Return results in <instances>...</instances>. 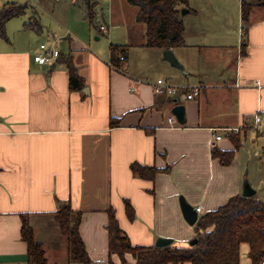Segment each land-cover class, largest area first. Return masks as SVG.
I'll return each mask as SVG.
<instances>
[{
  "label": "crops",
  "instance_id": "1",
  "mask_svg": "<svg viewBox=\"0 0 264 264\" xmlns=\"http://www.w3.org/2000/svg\"><path fill=\"white\" fill-rule=\"evenodd\" d=\"M188 7L180 17L183 46L171 49L183 71L164 61L162 50L145 47V27L135 20L138 38L106 50L68 29L65 54L56 48L60 39L44 34L42 26L28 29L41 35L39 46L52 42L46 46L72 58L83 82L79 91L69 89L59 60L33 61L39 46L30 45L32 35L23 38L22 30L18 42L0 39V264L27 261L21 215L28 216L47 264H74L55 220L65 204L81 214L79 234L91 262L119 263L108 252V210L131 246H155L166 238L173 247L188 248L194 225L184 221L179 197L202 208L199 218L241 195L244 145L264 139V5L252 7L246 32L240 0H188ZM111 45L126 47L120 70L109 64ZM133 49L141 52L136 63ZM158 80L183 89L178 104L185 107V125L168 123L174 98L154 94ZM192 88L199 96L186 100ZM230 136L241 145L231 164L222 166L212 149L232 151ZM132 164L157 172L152 180L141 179ZM245 245L239 264H252ZM125 259L133 263L129 255Z\"/></svg>",
  "mask_w": 264,
  "mask_h": 264
},
{
  "label": "trees",
  "instance_id": "2",
  "mask_svg": "<svg viewBox=\"0 0 264 264\" xmlns=\"http://www.w3.org/2000/svg\"><path fill=\"white\" fill-rule=\"evenodd\" d=\"M86 9V19L94 24L96 0H82ZM129 6L135 7L137 13L135 23L145 27V47L149 49L168 50L183 46L184 25L180 18V9H187L188 0H125ZM241 18L247 30L249 13L254 5H264V0H240ZM27 5L6 3L0 8V39H7L5 26L11 19L25 15ZM35 17V16H34ZM31 16L24 29L40 31L38 20ZM126 47L110 46L109 64L120 70L124 61ZM62 62L69 75V89L79 91L83 87L82 80L77 76L72 58L59 55L57 61ZM170 102L171 99H170ZM117 121L111 119L110 125L115 127ZM232 151L212 149V157L218 159L222 166L231 164L234 152L240 148L241 139L230 136ZM133 175L141 179L152 180L157 172L154 168L130 166ZM128 218H133L131 206L124 202ZM109 255H115L119 263L110 259L106 264H239L241 244H247L248 257L252 264L264 261V203L255 196L246 198L236 195L212 212L201 215L194 225L196 243L188 248L131 246L123 235L112 210L107 211ZM21 240L27 247L25 264H47L42 244L35 240L33 229L27 215H21ZM81 214L71 210L65 204L55 214L60 233L67 242V261L74 264H93L85 250L79 234ZM129 255L133 263H127Z\"/></svg>",
  "mask_w": 264,
  "mask_h": 264
},
{
  "label": "rangeland",
  "instance_id": "3",
  "mask_svg": "<svg viewBox=\"0 0 264 264\" xmlns=\"http://www.w3.org/2000/svg\"><path fill=\"white\" fill-rule=\"evenodd\" d=\"M96 1L97 6L94 24L96 27H104V32H99V30L97 28L95 29L86 19V9L82 0H76L74 3L73 0H44V2H41V0H0V8L7 2L33 7V10H35V17L39 19L38 23L43 27V33L46 35L49 34L55 39H60L56 48L63 54L67 53V42L64 39H67L65 31H68V29V33L82 34L91 44L98 48L102 47L105 50L109 49L110 44L127 43V40H135L138 38L136 31L133 32L132 28H138L134 23L137 13L135 7L129 6L125 0ZM29 7L25 15L11 19L6 23L5 31L9 42H12L14 38H16L18 42V37H20L18 33L24 30L25 34L23 38L32 35L35 42H31L30 45L35 43L36 46H39L40 41L37 42V40L40 39L41 35L29 32L28 29H24L23 27L24 23L33 15ZM182 10L184 9H180V17H182ZM60 26L64 27L62 28ZM96 37L99 38L98 41L95 40ZM23 40L27 41V39ZM9 42L5 41V43ZM51 43H45L43 45L49 46ZM130 52L131 62H138L137 60L140 59L141 52H137V50L134 49L130 50ZM154 73H156V71H154ZM244 147L246 148L242 153V157L244 166H247L245 170V180L248 181L249 186L253 190L257 191L255 195L256 200L264 203V139L260 138L253 141L248 139ZM38 238L40 240L42 239L41 237ZM63 240L66 243L65 237ZM45 242L46 245L49 244L46 240ZM245 247H247V245H245ZM46 249L50 252L49 248ZM55 256H57V254ZM126 262L129 263L128 261Z\"/></svg>",
  "mask_w": 264,
  "mask_h": 264
},
{
  "label": "water",
  "instance_id": "4",
  "mask_svg": "<svg viewBox=\"0 0 264 264\" xmlns=\"http://www.w3.org/2000/svg\"><path fill=\"white\" fill-rule=\"evenodd\" d=\"M187 13H188V10L184 9L181 11V16L183 17ZM95 40H98V38H95ZM163 56H164V61L168 62L172 67L183 71V68L179 65L171 49L164 50ZM172 103L175 104V106L172 107L170 114L174 117L178 125H181V126L185 125V121H186L185 107L181 104H178L179 96L174 97V99L172 100ZM255 194H256L255 190H253L249 186L248 181L245 180L243 182V190H242L241 196L246 197V198H251V197H254ZM179 206H180V211H181L184 221L189 226L195 225L198 220V214L195 211V208L189 205L182 196L179 197ZM172 242H173L172 239L160 238L156 241L155 246L156 247H166V246H170ZM195 243H196V240L194 239L193 241H191L190 245L193 246Z\"/></svg>",
  "mask_w": 264,
  "mask_h": 264
},
{
  "label": "built area",
  "instance_id": "5",
  "mask_svg": "<svg viewBox=\"0 0 264 264\" xmlns=\"http://www.w3.org/2000/svg\"><path fill=\"white\" fill-rule=\"evenodd\" d=\"M99 29L102 32L105 31L104 27L100 26ZM58 57H59V52L56 49H54L53 47H47L41 44L39 46V53L33 57V61L40 65H45V64L53 62ZM181 90L183 91V89L173 87L167 84L166 82H164L163 80H158L155 83L154 88H153V92L155 95L166 96L170 98H174L176 96L180 97ZM198 96H199V90L197 88H192L185 94L186 100H192ZM258 122H259V117H256L255 123H258ZM168 123L171 126L175 124V119L173 116H170L168 118ZM233 132L237 133L238 131L235 130ZM220 139H221L220 136H213L212 138V140H215V141H220ZM201 209H202L201 207L195 208V211L197 212V214L201 213ZM261 264H264V261H262Z\"/></svg>",
  "mask_w": 264,
  "mask_h": 264
}]
</instances>
